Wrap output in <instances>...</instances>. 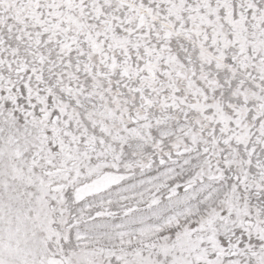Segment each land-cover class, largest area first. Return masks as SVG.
Wrapping results in <instances>:
<instances>
[{"label":"snow or ice","instance_id":"6c2138e0","mask_svg":"<svg viewBox=\"0 0 264 264\" xmlns=\"http://www.w3.org/2000/svg\"><path fill=\"white\" fill-rule=\"evenodd\" d=\"M0 264H264V0H0Z\"/></svg>","mask_w":264,"mask_h":264}]
</instances>
